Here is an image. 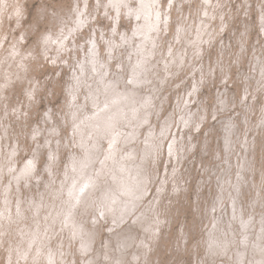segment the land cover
Masks as SVG:
<instances>
[{"label": "rangeland", "instance_id": "1", "mask_svg": "<svg viewBox=\"0 0 264 264\" xmlns=\"http://www.w3.org/2000/svg\"><path fill=\"white\" fill-rule=\"evenodd\" d=\"M127 1L0 0V264H86L128 232L123 264H258L264 0ZM133 152L132 212L113 222L104 184L86 210L75 188Z\"/></svg>", "mask_w": 264, "mask_h": 264}, {"label": "bare ground", "instance_id": "2", "mask_svg": "<svg viewBox=\"0 0 264 264\" xmlns=\"http://www.w3.org/2000/svg\"><path fill=\"white\" fill-rule=\"evenodd\" d=\"M127 1V0H126ZM128 2V1H127ZM143 2V1H142ZM141 2V3H142ZM145 2V1H144ZM160 2V1H159ZM213 2V1H212ZM215 2V1H214ZM225 2V1H224ZM231 2V1H230ZM143 4V3H142ZM219 4H222V3H219ZM156 5V4H155ZM207 5V4H206ZM154 5H152V7H153ZM202 7V6H201ZM207 7V6H206ZM221 7V6H220ZM222 7H224V6H222ZM148 8V7H147ZM155 8V7H154ZM209 8V7H208ZM211 9V8H210ZM216 9V8H215ZM223 9V8H222ZM157 10V9H156ZM201 10H202V8H201ZM200 10V11H201ZM207 10V9H206ZM209 10V9H208ZM221 10V9H220ZM130 11V10H129ZM141 11V10H140ZM153 11V10H152ZM199 11V12H200ZM211 11V10H210ZM185 12V11H184ZM202 12V11H201ZM215 12V11H214ZM153 13V12H152ZM163 13V12H162ZM202 13H204V12H202ZM206 13V12H205ZM208 13H211V12H209L208 11ZM157 15H158V13H157ZM216 15V14H215ZM217 15H219L218 13H217ZM1 16V15H0ZM158 17V16H157ZM199 17H200V15H199ZM202 17V16H201ZM155 19V18H154ZM160 19H161V17H160ZM202 19V18H201ZM203 20V19H202ZM199 22H201V21H199ZM185 24H186V22H185ZM190 25V24H189ZM194 25H196V24H194ZM187 27H189L188 25H187ZM196 27V26H195ZM203 27V26H202ZM137 28V27H136ZM224 28V27H223ZM183 29V28H182ZM186 29V28H185ZM185 29H184V32H185ZM189 31H191V32H189V31H187V32H189V33H192L193 31L191 30V28L190 29H188ZM180 32H182V30H180ZM188 33V34H189ZM196 33V32H195ZM193 34V33H192ZM215 34H217V32L215 33ZM214 34V35H215ZM181 35V34H180ZM184 35V34H183ZM186 35V34H185ZM155 36V35H154ZM153 36V37H154ZM162 36V35H161ZM216 36V35H215ZM214 36V37H215ZM163 37V36H162ZM183 38H184V36H182ZM187 37H188V35H187ZM195 37V36H194ZM194 37H193V39H194ZM159 38H161L160 36H159ZM180 38V37H179ZM196 38V37H195ZM181 40H182V38H180ZM186 39V38H185ZM192 39V38H191ZM212 39V38H211ZM136 40V39H135ZM203 40V39H202ZM159 41V40H158ZM177 41V40H176ZM194 41V40H193ZM186 42V41H185ZM184 42V43H185ZM158 43V42H157ZM212 43V42H211ZM159 44V43H158ZM182 44H183V41H182ZM196 44V43H195ZM194 44V45H195ZM160 45V44H159ZM183 45H185V44H183ZM198 45V44H197ZM210 45H212V44H210ZM209 45V46H210ZM158 46V45H157ZM156 46V47H157ZM177 46V45H176ZM176 46H173V48L172 49H174ZM172 47V46H171ZM184 47H186V46H184ZM190 47H191V45H190ZM205 47V46H204ZM161 48H162V46H161ZM160 48V49H161ZM165 48V47H164ZM176 48H178V47H176ZM179 48H181V47H179ZM188 48V47H187ZM192 48V47H191ZM126 49V48H125ZM168 49H169V47H168ZM182 49V48H181ZM162 50V49H161ZM170 50V49H169ZM175 50V49H174ZM180 50V49H179ZM194 50V49H193ZM188 51V50H187ZM195 51V50H194ZM128 52V51H127ZM156 52V51H155ZM159 52V51H158ZM161 52V51H160ZM164 52L165 51H163L162 52V54L164 55ZM179 52V51H178ZM180 52H182L183 53V50L182 51H180ZM175 53V52H174ZM155 54V53H154ZM158 54V53H157ZM160 54V53H159ZM180 54V53H179ZM156 55V54H155ZM176 55V53L175 54H173V56H175ZM178 55V54H177ZM182 55V54H181ZM157 56V55H156ZM185 57V55H182V57ZM192 56H194V55H192ZM155 57V56H154ZM172 57V56H171ZM170 57V58H171ZM198 56H196V58H197ZM156 59V58H155ZM175 59V58H174ZM195 59V58H194ZM167 60V59H166ZM176 60V59H175ZM196 60V59H195ZM195 60H194V62H195ZM198 60V59H197ZM176 62V61H175ZM189 62V61H188ZM197 62V61H196ZM166 63V62H165ZM198 63V62H197ZM163 64V63H162ZM168 64H169V61H168ZM188 64V63H187ZM160 65V64H159ZM166 65H167V63H166ZM193 65H194V63H193ZM162 66V65H161ZM182 66H185V64L184 65H182ZM189 66V65H188ZM188 66H186V68L188 67ZM149 67V66H148ZM166 67V66H165ZM190 67H191V65H190ZM160 68V67H159ZM150 69V68H149ZM175 70H176V67L174 68ZM188 69V68H187ZM174 70V71H175ZM178 70V69H177ZM180 70H182V69H180ZM189 70V69H188ZM193 70V69H192ZM166 71V70H165ZM173 71V70H172ZM172 71H170V72H172ZM173 71V72H174ZM183 71V70H182ZM164 72V71H163ZM168 72V71H167ZM176 72V71H175ZM185 72H186V70H185ZM221 72V71H220ZM188 73V72H187ZM197 73V72H196ZM216 73V72H215ZM170 74V73H169ZM174 74V73H173ZM181 74V73H180ZM180 74H179V76H180ZM206 74V73H205ZM225 74H226V72H225ZM132 76V75H131ZM183 76H186L185 75V73H184V75ZM183 76H182V78H183ZM198 76V75H197ZM175 77V76H174ZM178 77V76H177ZM181 77V76H180ZM188 77V75L186 76V78ZM196 77V76H195ZM217 77V76H216ZM160 78V77H159ZM188 79V78H187ZM197 79H199V78H197ZM204 79V78H203ZM202 79V80H203ZM224 79H226V78H224ZM148 80V79H147ZM179 80V79H178ZM181 80V79H180ZM185 80V79H184ZM192 81V80H191ZM194 81V80H193ZM198 81V80H197ZM92 82V81H91ZM179 83V82H178ZM137 84V83H136ZM199 86H201V85H199ZM168 88V87H167ZM183 90H184V88H183ZM188 91V90H187ZM190 91V90H189ZM256 92V91H255ZM188 93H190V92H188ZM198 97V96H197ZM198 98H200V97H198ZM186 99V98H185ZM111 100V99H110ZM193 100V99H192ZM200 100V99H199ZM109 101V100H108ZM139 107V106H138ZM134 109V108H133ZM220 109V108H219ZM219 112V111H218ZM230 112V111H229ZM251 112H252V110H251ZM263 114V113H262ZM223 115V114H222ZM217 116V115H216ZM219 116V115H218ZM227 116V115H226ZM178 117V116H177ZM165 118V117H164ZM221 119V118H220ZM162 120V119H161ZM219 120V119H218ZM197 121V120H196ZM135 124V123H134ZM139 124V123H138ZM153 124V123H152ZM160 124H161V122H160ZM197 124V123H196ZM146 125V124H145ZM177 125V124H176ZM121 126H122V124H121ZM126 126V125H125ZM142 125H140V127H141ZM153 126V125H152ZM160 126V125H159ZM194 126V125H193ZM202 126V125H201ZM200 126V127H201ZM139 127V126H138ZM158 127V126H157ZM197 127V126H196ZM126 128V127H125ZM158 128H160V127H158ZM157 128V129H158ZM148 129V128H147ZM181 129H182V127H181ZM145 130V129H144ZM158 130H160V129H158ZM244 130V129H243ZM130 130H128V132H129ZM191 131V130H190ZM135 133H136V131H135ZM122 135V134H121ZM141 135H142V133H141ZM124 137H125V135H123ZM173 136V135H172ZM187 136V135H186ZM129 137V136H128ZM178 137H180L179 135H178ZM177 137V138H178ZM172 139V138H171ZM150 140V139H149ZM168 143H169V141H168ZM194 144V143H193ZM185 145V144H184ZM190 146V145H189ZM120 147H121V145H120ZM166 147H167V145H166ZM181 147V146H180ZM184 147V146H183ZM183 147H182V149H183ZM192 147V146H191ZM119 148V147H118ZM113 151H115L116 153L118 152V157H120V154H119V151L117 150V148L116 147H113ZM165 153H166V151H165ZM186 153H187V151H186ZM186 153H183L184 155L186 154ZM190 153H192V151L190 152ZM178 154H179V152H178ZM220 154H222V153H220ZM243 154V153H242ZM110 155V154H109ZM107 156L108 157V159L110 160V161H112V159H114L113 158V154L112 155H110V156ZM181 155V154H180ZM183 155V156H184ZM141 156V155H140ZM138 157V155H137V153H135V152H133L132 154H128L125 158H123L121 161H119V162H121L122 163V165L119 167V169L118 170H116L115 172H116V176H113L112 177V182L110 181V182H107V180H102V181H100L99 180V178L98 179H95V180H93V181H85L84 182V185L83 186H78V187H76L75 188V190H78V192L76 193V195H78L77 197H78V200L80 201V203H82V205H84L85 204V206H86V210L88 209V207H91V206H93V202H92V198H91V194L93 195L94 193H96L97 192V189H98V187L99 186H101V184H104L105 186L103 187V191H102V194H103V197H102V203H103V207L106 209V210H108L105 214H107V216H113V222H115V223H119V222H121V216L120 215H118L117 214V212H119L120 214H126V213H129V212H132V208L135 206V204H136V200L138 199V197H140V192H141V190L139 189V187L141 188L142 187V183H143V180H142V178H141V176H142V170H143V168H144V166L142 165V161L140 162V161H138V163H134L133 164V161H137V160H143L144 161V159L146 158V156H147V154H144V159L143 158H141V157ZM189 156V155H188ZM222 156V155H221ZM143 157V156H142ZM158 157H159V155H158ZM186 157V156H185ZM184 157V158H185ZM212 157V156H211ZM138 158V159H137ZM170 158V157H169ZM189 158V157H188ZM161 159V158H160ZM171 159V158H170ZM214 159V158H213ZM162 160V159H161ZM172 160V159H171ZM183 160V159H182ZM117 161V160H116ZM185 161V160H184ZM178 162H179V160H178ZM177 162V163H178ZM177 163H176V165H177ZM222 163V162H221ZM179 164H180V162H179ZM1 165V164H0ZM128 165H129V167H128ZM250 165V164H249ZM3 166V165H2ZM181 165H179V167H180ZM235 166H236V164H235ZM235 166H234V168H235ZM238 166V165H237ZM13 167V166H12ZM248 167V166H247ZM251 167V166H250ZM253 167V166H252ZM256 167V166H255ZM255 167H253V168H255ZM109 169H111L112 170V165L111 164H109V167H108ZM177 168V167H176ZM179 169V168H178ZM236 169V168H235ZM257 169V168H256ZM170 170V169H169ZM175 170V169H174ZM183 170V169H182ZM222 170V169H221ZM221 170H219V171H221ZM252 170V169H251ZM204 171V170H203ZM236 171V170H235ZM179 172H181V171H179ZM212 172H214V170L212 171ZM249 172V171H248ZM257 172V171H256ZM118 173H121L120 174V176H118L117 177V174ZM167 173H170L169 171L167 172ZM174 173V172H173ZM220 173V172H219ZM261 173V172H260ZM248 174V173H247ZM257 174V173H256ZM104 174H100L99 176H103ZM160 175L162 176V174L160 173ZM168 175V174H167ZM166 175V176H167ZM211 175V174H210ZM252 175H253V173H252ZM169 176V175H168ZM168 176H167V178H168ZM183 176V175H182ZM216 177H218V176H216ZM250 177H251V174H250ZM256 177V176H255ZM160 178V177H159ZM173 178V177H172ZM171 178V179H172ZM246 178V177H245ZM176 179V178H175ZM179 179H182V178H179ZM254 179V178H253ZM168 180V179H167ZM172 180H174V179H172ZM177 180V179H176ZM246 180V179H245ZM133 181H136V184H132V182ZM159 181V180H158ZM183 181V180H182ZM248 181V180H247ZM105 182H107L106 184H105ZM176 183V182H175ZM183 183V186H184V182H182ZM157 184V183H156ZM178 184H180V181H178ZM262 184V183H261ZM171 185V184H170ZM235 185V184H234ZM103 186V185H102ZM179 186V185H178ZM181 186V185H180ZM232 186V185H231ZM151 187V186H150ZM183 188V187H182ZM231 188V187H230ZM225 189V188H224ZM233 189V188H232ZM81 190H83V191H81ZM168 190V189H167ZM232 191V190H231ZM243 191V190H242ZM82 192H84V193H82ZM153 193V192H152ZM240 193V192H239ZM121 194H123V196L121 197L120 195ZM167 195V194H166ZM165 195V196H166ZM93 197V196H92ZM227 197H228V195H227ZM245 197V196H244ZM200 200V199H199ZM202 200V199H201ZM119 201H122V202H125V204H123V205H120V203H118ZM202 202V201H201ZM243 202V201H242ZM198 203H199V201H198ZM224 204V203H223ZM161 207H162V205H161ZM199 208V207H198ZM168 209V208H167ZM85 210V211H86ZM159 210V209H158ZM33 211V210H32ZM218 211V210H217ZM228 212H230L229 211V209H228ZM98 213V212H97ZM30 215V214H29ZM79 216V215H78ZM99 216V215H98ZM104 217V216H103ZM160 217V216H159ZM161 218V217H160ZM210 218V217H209ZM212 218V217H211ZM246 218V217H245ZM263 218V217H262ZM31 219V218H30ZM168 219V218H167ZM132 221V220H131ZM130 221V222H131ZM32 222V221H31ZM112 222V221H111ZM140 222H142V221H140ZM144 222V221H143ZM211 222V221H210ZM264 222V221H263ZM65 223V222H64ZM167 223V222H166ZM207 223V222H206ZM206 223H204V224H206ZM161 224H162V222H161ZM212 224V223H211ZM211 224H210V226H211ZM64 225V224H63ZM74 225L78 228V235H84V240H85V238H86V244H88L87 246H83V248H84V250L82 251V253L83 254H86V253H88L89 252V250H91L92 249V244H93V242H94V239H95V236H96V234L94 235L93 233H92V231H89L87 228H86V230L84 229L83 231L81 230V228L79 227L80 226V224H79V221L77 220L76 221V223H74ZM207 225V224H206ZM124 226H126V225H124ZM160 226V225H159ZM235 226V225H234ZM152 227H154V226H152ZM161 227V226H160ZM159 227V228H160ZM71 228V227H70ZM122 228H124V227H122ZM121 228V229H122ZM127 228V227H126ZM162 228V227H161ZM65 229V228H64ZM120 229V230H121ZM58 230V233L60 234V230L59 229H57ZM124 230V229H123ZM62 231V230H61ZM64 231V230H63ZM62 231V232H63ZM161 230L159 229V232H160ZM221 231V230H220ZM228 231V230H227ZM66 232V231H65ZM119 232H121V231H119ZM85 233V234H84ZM118 233V232H117ZM183 233H184V231H183ZM188 233V232H187ZM58 234V235H59ZM212 235V234H211ZM67 236V235H66ZM229 236V235H228ZM242 237V236H241ZM109 238V237H108ZM154 240V239H153ZM185 240H186V238H185ZM205 240V239H204ZM116 244H117V246H118V248H116L115 246H114V244H115V242H108V246H107V252H101V253H99V254H97V257L96 258H94L93 259V257H91L90 259H88L87 260V258H86V264H102L101 263V259H103V258H105L106 259V261L109 263V264H123L124 263V260L126 259V255H125V253H124V251L128 248V247H130V246H132V244H134L135 242H139L137 239H136V235H135V233H133V232H128L127 234H122V235H120V236H117V238H116ZM35 242V241H34ZM205 242V241H204ZM55 243V242H54ZM58 243V242H57ZM147 243H149L148 241H147ZM151 244V243H150ZM67 245V244H66ZM54 246V245H53ZM208 246V245H207ZM150 247V246H149ZM221 247V246H220ZM45 248V247H44ZM59 248V247H58ZM206 248V247H205ZM145 248H143V250H144ZM147 249V248H146ZM145 249V250H146ZM234 249V248H233ZM34 250V249H33ZM96 251V250H95ZM43 252V251H42ZM59 252V251H58ZM129 252V251H128ZM143 252V251H142ZM147 252V251H146ZM145 252V253H146ZM149 252V251H148ZM34 253V252H33ZM73 253V252H72ZM144 253V254H145ZM40 254V253H39ZM38 254V255H39ZM93 255V254H92ZM91 255V256H92ZM143 255V254H142ZM146 255H148L147 253H146ZM255 256H256V259H257V262H258V264H264V246L262 247V248H259V249H256L255 250ZM41 257V256H40ZM58 257V256H57ZM89 257V256H88ZM152 257V256H151ZM47 258V257H46ZM259 259H260V261H259ZM43 260V259H42ZM57 260V259H56ZM64 260V259H63ZM128 260H129V258H128ZM150 260V259H149ZM148 260V261H149ZM152 260V259H151ZM223 260V259H222ZM142 261V260H141ZM140 261V262H141ZM152 262V261H151ZM150 262V263H151ZM223 262H224V260H223ZM39 263H40V261H39ZM217 263V262H216ZM37 264V263H36ZM54 264V263H53ZM128 264V263H127Z\"/></svg>", "mask_w": 264, "mask_h": 264}, {"label": "snow or ice", "instance_id": "3", "mask_svg": "<svg viewBox=\"0 0 264 264\" xmlns=\"http://www.w3.org/2000/svg\"><path fill=\"white\" fill-rule=\"evenodd\" d=\"M81 191H83V190H81Z\"/></svg>", "mask_w": 264, "mask_h": 264}]
</instances>
